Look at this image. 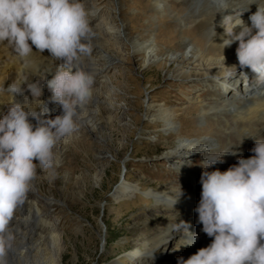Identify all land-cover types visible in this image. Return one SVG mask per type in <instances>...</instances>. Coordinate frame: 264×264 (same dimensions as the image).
Returning <instances> with one entry per match:
<instances>
[{"label":"bare ground","instance_id":"obj_1","mask_svg":"<svg viewBox=\"0 0 264 264\" xmlns=\"http://www.w3.org/2000/svg\"><path fill=\"white\" fill-rule=\"evenodd\" d=\"M112 1L115 0H109V2ZM165 1L144 0L146 7L141 13L143 18H151L156 15L163 17L168 28L158 35L144 32L140 36L134 37L127 32L122 19L111 26L119 31L114 40L122 43L126 60L139 58L141 62L138 70L143 76L148 70L155 67V73L158 70L165 73L162 79L166 84L186 83L190 92L189 96H191L186 100V104L196 106L195 109L194 107L191 109L192 107L188 108L183 105L178 113L182 112L178 116L176 113L177 118L174 117V112L169 110L170 108L154 106L151 110L152 106H150L151 111L148 113L147 120L153 123L158 130L173 131L176 119L180 121L181 125L195 126L197 129H190L184 134L171 132V137L174 138L171 144L153 145L154 149L163 152L164 158L174 168H178L175 166L179 165L180 172L183 174L172 180L171 188H162L163 190L159 189V191L153 192L146 190L143 194L146 197L150 196L154 202L164 201L171 208H168V212H170L168 218L159 217L157 223L159 227L150 238L142 243V250L134 252L133 256H146L147 260L144 258L136 260V262L144 260L141 264H147V261L155 259L157 253L150 254L149 248L157 245L163 247L169 244L168 248H163L168 254L166 258L159 257L151 264H177L178 257L187 259L198 249L211 243V238L202 232V225L196 223L197 214L194 209L200 199L201 185L199 181L196 182V187L193 185L191 189L181 188L178 190L177 186L181 183L180 177L188 172L184 169L185 164L191 165L196 159L200 162L204 160L203 153L191 151L203 149L208 153H220L231 148L236 154L224 156L223 163H220L218 167L221 171H226L230 166L236 164L239 158H248L252 155L250 149L254 146L256 138L264 139V82L257 81L255 74L250 69L239 67L236 58L238 42L223 50L217 45L222 43L224 33V29L219 26L222 16L231 14L232 11L239 12L248 8L243 12L242 19L250 25L248 17L256 11V4H251L253 0H172L174 15L172 14L173 16L169 18L163 15L166 10L168 11L163 5ZM225 8L227 10L223 12ZM116 11L120 13L119 9ZM152 22L154 21L152 20ZM213 24L216 25L217 33L214 43L212 40ZM140 27L143 29L144 26ZM95 33V38L92 41L93 59L86 60L84 63V66L93 71L96 76L95 84L97 86L94 89V99L82 114L79 121V132L70 143L60 145L58 149L59 167L47 177L38 174L25 204L17 210L11 225L16 238L12 249L7 254L8 264H62L65 261L67 252L61 250V247V251L58 252L59 246L66 243V238L60 237L58 234L59 225L53 222L48 225V232L41 233V230H45L42 224L44 217L53 212L58 217L69 215L67 214L69 207L78 201L77 189L86 180L84 175H79L75 181L72 170L76 166L74 163H66L65 152L69 150V145L85 148L84 144L89 140V135L95 136L92 145L96 146L100 144L99 140L104 139L103 134L108 132L109 136L106 138L105 146H110L112 139L120 134L115 120L111 117L112 108L105 101L109 104L112 103L113 98H116L117 101L125 103V99L114 95L112 86H117L114 83L111 85L110 81L101 77L102 72L106 70V72H110L115 66L118 50L113 51V46L107 42L109 36L103 39L101 38L102 33ZM159 43L163 47H160ZM33 50L36 51L35 48ZM32 60L35 66L25 68L9 47L0 44V118L7 111L6 104L11 100L7 89L12 82L24 76L36 81L39 80V77L55 70V65L46 50L43 54L34 52ZM233 65L236 67H232ZM228 73L234 75L227 79ZM155 77L158 79L159 75L156 74ZM48 78L50 79L51 76L49 75ZM122 90L129 92L128 85L124 86ZM25 94L30 98V94ZM50 96L51 92L44 82L41 99L47 102ZM111 96L112 98H110ZM158 97L153 96L152 102L155 103ZM16 99L24 103L23 96L17 95ZM28 106L32 107V105ZM136 106L139 108L141 105L137 103ZM48 107L53 118L61 112L60 107L55 103L49 102ZM147 109L146 107L145 112ZM124 149L122 147L115 153L110 149L114 157L119 158L122 162V167H125ZM64 165H68V167L62 177L63 188L55 191V195L52 189L49 190L50 198L36 196L35 189L38 187L43 188L45 184L51 186L55 184V172ZM216 165L209 170H215ZM194 168L197 173L204 171L202 166ZM196 178L200 180V176ZM141 188L143 187L136 186L134 188L122 181L115 188L113 198H128L130 194H134ZM157 208L160 210L161 206L157 205L154 209ZM180 221L187 222L190 225L189 231L197 237L191 246L181 245L186 242L181 240L184 238L183 232L174 231L175 228L180 227ZM170 233L176 234L174 241L167 239ZM177 247L179 249L175 250Z\"/></svg>","mask_w":264,"mask_h":264},{"label":"clouds","instance_id":"obj_2","mask_svg":"<svg viewBox=\"0 0 264 264\" xmlns=\"http://www.w3.org/2000/svg\"><path fill=\"white\" fill-rule=\"evenodd\" d=\"M253 3L256 11L248 17L250 25L242 19L248 8L222 16L219 26L224 33L217 45L223 50L238 42L239 67L250 69L257 81L264 82V0ZM95 15L84 0H0V44L9 47L25 68L35 66L34 52L45 50L55 65L39 80L24 76L7 89L11 100L0 118V264H8L17 210L25 204L38 174L54 173L59 167L60 145L70 143L79 132L82 114L94 99L96 76L84 63L93 59ZM215 28L213 24V43ZM233 75L228 73L227 79ZM44 82L51 92L47 102L41 99ZM17 95L24 97V103L17 101ZM49 102L61 109L54 118ZM191 152L204 155L194 211L211 243L187 259L178 257L177 264H264V139L256 138L252 155L239 158L226 171L209 169L223 163L224 156L235 155L231 148L220 153ZM179 225L174 231L183 232L181 240L186 242L181 245L191 246L197 237L187 222Z\"/></svg>","mask_w":264,"mask_h":264},{"label":"rangeland","instance_id":"obj_3","mask_svg":"<svg viewBox=\"0 0 264 264\" xmlns=\"http://www.w3.org/2000/svg\"><path fill=\"white\" fill-rule=\"evenodd\" d=\"M171 1L166 0L163 4L168 9V11L165 9L164 17L170 18L174 15ZM84 3L96 12V15L91 18L94 31L102 33L101 38L103 39L109 36L107 42L113 46V51L118 50L115 66L110 72H106L107 70L102 72L101 77L110 81L111 85L114 83L117 86H112L114 95L125 99V103L117 101L116 98H113L114 101L112 100L109 104L105 101L112 108L111 117L115 120L120 134L112 139L110 146H105L106 138L109 136L108 132L103 134L104 139H98L100 144L96 146L92 145L95 141L94 135L88 136L89 140L85 141V148L69 145V150L65 152L66 163L75 164L76 167L72 170L75 181L79 175H84L86 180L83 185H80L81 188L77 189L80 195L77 193L78 201L69 207L67 212L69 215L58 217L53 212L44 217L42 224L45 230H41V233L48 232V225L53 222L59 225V236L66 238V243L61 244L58 249V252L61 250L67 252L62 264H141L147 260L146 256H133L134 252L142 250V243L150 238L159 227L157 224L159 217L168 218L170 213L168 208H171L166 202H154L150 196L146 197L143 194L146 190L153 192L162 188H171L172 180L183 174L180 172L179 165L175 166L178 168H174L164 158L163 152L154 149L153 145L171 144L174 140L171 132L184 134L190 129H197L195 126L181 125L176 119L173 131L158 130L153 123L147 120L148 113L154 106L166 107V109L170 108L169 110L174 112V117L177 118L182 112L178 113L183 105L188 108L192 107L191 109L193 107L195 109L196 106L186 104V100L191 97L186 83L166 84L162 79L165 73L160 70L155 73V67L143 76L138 70L140 59L135 57L126 60L122 43L114 40L119 31L111 26L115 22L118 23L119 19L124 22L128 33L138 37L144 32H152L153 35L164 32L168 26L163 21V17L156 15L143 18L141 13L146 7L144 0H115L112 2L84 0ZM116 9H119L120 13ZM140 26H144L143 29ZM159 46L163 47L161 43ZM156 74L159 75L158 79L155 77ZM127 85L129 92L122 90ZM153 96H159L155 103L152 102ZM137 103L141 105L139 108L136 106ZM150 106H152L151 110ZM146 107L148 109L145 112ZM122 147L125 148L123 160L125 167H122L119 158L116 159L110 152L111 149L115 153ZM219 164L217 163L216 168ZM195 166H201L198 159L191 165H184V169L188 172L180 177L181 183L177 185L178 190L191 189L193 185L196 187V182L199 181L196 177L201 176V173L194 170ZM67 167L68 165H64L58 171L56 170L53 186L45 184L43 188L38 187L35 189V195L50 198L49 190L52 189L55 195V191L62 189V177L64 172H67ZM39 174L44 177L50 175L48 172ZM122 181L134 188L136 186L143 188L136 190L128 198H113L115 188ZM173 183L176 184L174 181ZM157 205L161 206L160 210L159 208L154 209ZM175 238L176 234L173 233L167 237L169 241H174ZM165 247L168 248L169 244L149 248L150 254L154 252L157 256L146 263L151 264L159 257L166 258L168 252L163 250ZM138 258H144V260L136 262Z\"/></svg>","mask_w":264,"mask_h":264}]
</instances>
